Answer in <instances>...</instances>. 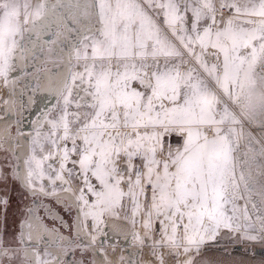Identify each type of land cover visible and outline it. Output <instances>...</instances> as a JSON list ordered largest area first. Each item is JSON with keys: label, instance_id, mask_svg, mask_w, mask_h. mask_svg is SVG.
Returning a JSON list of instances; mask_svg holds the SVG:
<instances>
[{"label": "snow or ice", "instance_id": "6c2138e0", "mask_svg": "<svg viewBox=\"0 0 264 264\" xmlns=\"http://www.w3.org/2000/svg\"><path fill=\"white\" fill-rule=\"evenodd\" d=\"M42 35L39 51L55 52L60 71L54 82L37 78L36 90L55 102L27 136L22 106L16 136L0 127L5 222L9 185L25 200L14 230L0 231V264H62L69 250L82 257L73 264H141L145 247L149 264H199L221 241L264 244V0H0V111H13V74ZM252 127L261 143L254 217L251 149L240 151ZM61 193L76 208L75 236L39 215ZM120 209L136 250L117 262L101 225Z\"/></svg>", "mask_w": 264, "mask_h": 264}, {"label": "rangeland", "instance_id": "374dc122", "mask_svg": "<svg viewBox=\"0 0 264 264\" xmlns=\"http://www.w3.org/2000/svg\"><path fill=\"white\" fill-rule=\"evenodd\" d=\"M34 38H33V40H34ZM49 39H50V37H49ZM53 53L55 54V57H53V60H51V63H48V64H51V65L46 66L45 69H47V67H49L50 74H51V80L54 82L58 72L60 71V68H58L56 66V64L54 63V61L56 60L57 54L55 52H53ZM45 54L48 55L47 58L51 57V55H52V54L49 55L48 53H45ZM44 58H45L44 53H40V51L38 49V46H37L36 57L29 56V58L27 60V63H21V65H20L19 69L17 70V72L13 74V78L16 79V81H17L16 84L14 85L15 89L17 90V95H16V99H17L16 100V104L17 105H16V108H15V111H14L15 112V120L18 119V117L16 115V109L18 107L22 106V109H21L22 110V116L19 118L20 119L19 127H20V129H22V128H24L25 124H27V123L29 124L28 129L26 130L27 132H24V133H26L25 134L26 136L29 133L33 132V122L38 117H40L41 114L44 113L47 109L51 108L52 104L55 102L53 96L50 95L48 92H46V91L44 92L43 90H36V81H34L35 85H34L33 88H34L35 95H37L41 99V105H40L41 107L39 108V106H38V109H34L35 108V105H34L35 101L32 104H26V102H25L26 85L30 84L33 79H36L35 76L30 74V73L35 68L36 69L39 68V67L43 68L41 66V64H45L44 62L42 63V60ZM40 79H41V77L39 78V80ZM2 92H3V90L1 91V89H0V93L1 94H2ZM0 123L2 124L3 121L2 122L0 121ZM1 124H0V127L2 126ZM14 124L17 126L16 121L14 122ZM250 131L252 132V135L254 137L253 142L247 148L242 143L241 146H240V151H241V153H243L245 151H248L249 148L251 149L250 156H249V163H250L251 168H252L253 187L255 188V191L252 194L251 201H250V203L248 205V208H249L250 215H252L254 217L257 214V212L261 210V201H260V196H259V188H260V183L259 182H260V179H261L260 169H259V165H260V162H261V157H260L261 143L257 142V141H260V131H259L258 127H252L250 129ZM71 188H72L73 192L76 191L75 182H73V184L71 185ZM244 203H245V201L243 199L238 201V204L241 207V209H243ZM252 203H255L257 205L256 209H252V207H251ZM125 213H126V209H120L118 211V216H115V217L118 218V219H121V220L125 219L124 221H127L129 223L130 217L126 216ZM107 217H108V219H107ZM105 218H106V220H105ZM109 218H111V217H109V216L103 217L104 223L101 225L103 231H105V227L107 228V224H108ZM129 226H130L129 227V229H130L131 228V224ZM117 229H119V228H117ZM117 229H116L115 232H118ZM119 237H125V236H119ZM119 237H117V238H119ZM130 238H131V236L129 237V239ZM109 239H110V236H109ZM127 243L129 245L130 244H132V245L129 246ZM244 244L252 245L255 248H259V249L264 248V244H261L259 242H244ZM122 245L120 246V248L116 247V248L112 249V252L114 254L115 253L117 254V258L118 259H119L120 256H123L124 254H125L124 256L127 257L129 255L131 249L132 248L135 249V246L133 245V243L131 241H130V243L129 242H125ZM106 246H105V251H106ZM118 249H119V251H118ZM143 253H144V255H143ZM149 255H150V252H149V249L147 247L142 249L141 255L139 257L141 264H149V262H148L149 261V259H148ZM202 255H203V252H202L201 256ZM106 256H107V254H106ZM107 258L109 260H112L109 256H107ZM145 258L148 261H146Z\"/></svg>", "mask_w": 264, "mask_h": 264}, {"label": "flooded vegetation", "instance_id": "af4514ba", "mask_svg": "<svg viewBox=\"0 0 264 264\" xmlns=\"http://www.w3.org/2000/svg\"><path fill=\"white\" fill-rule=\"evenodd\" d=\"M34 87V85H33ZM34 89V88H33ZM35 107L38 108V106L41 105L38 103V98L36 99ZM28 104V103H27ZM15 116V112H14ZM17 121L14 119L13 122L9 123L11 125V130L13 136H16V125L14 122ZM28 129V123L25 124L24 128L21 130L26 132ZM30 139V138H29ZM25 148H27V141L24 142ZM19 149H17L18 151ZM5 153L0 152V163H3ZM12 163H15V158H12ZM6 166V165H5ZM8 196L11 199V203L9 206V210L7 212V221L5 222V214L0 211V231H3L5 227L9 231L14 230L15 225L13 223V220L15 218L19 217L20 211L23 209L25 200L22 196L21 191L17 190L16 187L13 185H9L8 189ZM62 194V193H61ZM60 194V198L56 199L54 197H49L47 199H44L42 201V207L40 209L39 215L44 218L43 223L46 225L48 229L56 228L57 231L64 235L65 237H68L69 235L75 236V227L73 225V221L75 220L76 216V208L73 207L69 209L68 207V201L67 196H62ZM31 197H29V200ZM61 219L70 225V227H61ZM48 239V237L45 235L44 238L41 240L40 247L43 248L45 241ZM54 250V249H50ZM133 258L135 259V249H131ZM106 252V251H105ZM88 259H91V257H87ZM82 257L80 255L79 250H76L73 252L72 250H69L67 253L61 255L62 264H73V261H79Z\"/></svg>", "mask_w": 264, "mask_h": 264}, {"label": "water", "instance_id": "95a60500", "mask_svg": "<svg viewBox=\"0 0 264 264\" xmlns=\"http://www.w3.org/2000/svg\"><path fill=\"white\" fill-rule=\"evenodd\" d=\"M49 2L55 3V0L54 2L52 0H49ZM49 37L50 36L48 35H42L39 40L34 38L33 42L35 45L38 46L39 49V45L43 44L45 40L49 39ZM45 53H47L46 49L44 52L45 58L42 60V63L44 62L45 64H41L43 68H35L30 73L34 75L36 79H39L41 77L40 81L42 84H46L49 79H51L49 67H47V69L45 68L46 66L51 65L48 63H51V60H53V57H55V54L53 53L51 57L47 58L48 55ZM36 79H33L30 84L26 85V104H32L34 101L36 103L37 101L36 99L38 98V96L35 95L33 89V85H35L34 81H36ZM129 225L130 224L127 221L118 219L116 217H111L108 220L107 233L110 237L125 236V233L130 227ZM116 229L118 232H115ZM130 253H132V251H130ZM202 262V264H264V248H255L252 245L244 244V242H241L240 245H212L204 251V254L202 256Z\"/></svg>", "mask_w": 264, "mask_h": 264}, {"label": "bare ground", "instance_id": "6f19581e", "mask_svg": "<svg viewBox=\"0 0 264 264\" xmlns=\"http://www.w3.org/2000/svg\"><path fill=\"white\" fill-rule=\"evenodd\" d=\"M19 87V86H18ZM17 87V88H18ZM0 89H1V91L3 90V92H2V94L0 93V100H2V99H4V98H7V90L6 89H4L2 86H0ZM43 92V91H42ZM45 92V91H44ZM43 92V93H44ZM48 96V95H47ZM12 99H13V102H14V108H13V111L12 112H10V113H5L4 111H0V115H4L5 116V120L3 121V123L1 124L2 126L5 124V123H11V122H13L14 121V119H15V116H14V111H15V108H16V89H15V87H14V89H13V96H12ZM41 103V99L38 97V103L37 104H40ZM35 106H37V105H35ZM5 106L2 104V103H0V109H3ZM41 106H39V108H40ZM34 109H38L37 107H35ZM31 117V116H30ZM34 117V116H33ZM32 117V118H33ZM31 118V119H32ZM2 122V121H1ZM1 126V127H2ZM28 126H29V124H28ZM25 132V131H24ZM27 132V131H26ZM24 134H26V133H24ZM28 143V142H27ZM19 151V150H18ZM75 191V190H74ZM62 196H66L65 194H61ZM120 218V217H119ZM107 219H108V217H107ZM105 220H106V218H105ZM125 220V219H124ZM117 228V227H116ZM139 228H140V226L138 225V226H136V230L137 231H139ZM115 229V228H114ZM104 232H106L107 233V228L105 227V231ZM109 237V236H108ZM130 237V236H129ZM129 237L127 238V239H125V237H119V238H117V237H110V241H112V240H114L115 241V248L117 247V248H120V246L123 244V243H125V242H129L130 243V241L132 242V240H131V238L129 239ZM128 244V243H127ZM241 244V242H226V241H221L219 244H214V245H222V246H225V245H240ZM129 245V244H128ZM130 245H132V244H130ZM129 245V246H130ZM123 246V245H122ZM122 248V247H121ZM131 248V247H130ZM112 249H113V246H112V243L110 242L109 244H107V246H106V252H105V255L107 254V256H109L112 260H114V261H119V259L117 258V254L115 253H113L112 252ZM144 249V248H143ZM118 251H119V249H118ZM148 251V250H147ZM146 251V252H147ZM122 254V253H121ZM202 254V253H201ZM203 254H204V251H203ZM125 255V254H124ZM123 255V256H124ZM143 255H144V253H143ZM146 255V254H145ZM203 256V255H202ZM148 259H149V257H148ZM145 260H146V258H145ZM146 261H148V260H146ZM149 262V261H148ZM147 263V262H146ZM203 262H202V260H200V262H199V264H202Z\"/></svg>", "mask_w": 264, "mask_h": 264}, {"label": "crops", "instance_id": "0c3cea01", "mask_svg": "<svg viewBox=\"0 0 264 264\" xmlns=\"http://www.w3.org/2000/svg\"><path fill=\"white\" fill-rule=\"evenodd\" d=\"M54 2V0H52Z\"/></svg>", "mask_w": 264, "mask_h": 264}]
</instances>
